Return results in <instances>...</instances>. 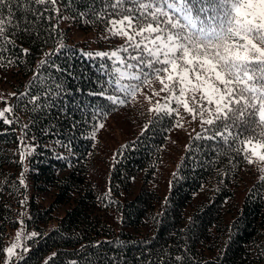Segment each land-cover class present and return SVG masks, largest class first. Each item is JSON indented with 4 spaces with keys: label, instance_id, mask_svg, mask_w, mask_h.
I'll use <instances>...</instances> for the list:
<instances>
[{
    "label": "trees",
    "instance_id": "1",
    "mask_svg": "<svg viewBox=\"0 0 264 264\" xmlns=\"http://www.w3.org/2000/svg\"><path fill=\"white\" fill-rule=\"evenodd\" d=\"M91 4L92 0L58 3L59 11H50L49 19L36 26L39 38L21 33L15 38V50L9 55L5 49L0 63V76L13 77L6 91L0 89V110L6 106L4 100L13 108L0 118V264L5 258L2 250L22 220L29 233L27 264H112L110 257L127 264H186L187 260L264 264V173L246 175L255 166L246 143L264 144L259 129L234 127L232 138L218 144L195 140L198 134L207 136L206 129L212 127L201 123L184 139L181 156L163 181L159 177L164 175L165 148L177 119L182 124L186 113L182 106L177 118L147 113L145 128L125 135L113 149L111 163L101 170L107 182L97 181L94 166L105 144L98 138L99 127L88 131L87 137L81 134L79 122L87 113L79 109L100 103L91 93L99 88L96 65L102 61L82 54L110 53L128 41L114 37L107 24L112 17L98 19L100 14ZM101 6L97 0V7ZM60 45L72 52L60 55ZM22 49H29L30 55L22 54ZM53 52L58 63L65 56L71 58L76 78L61 77L66 98L50 111L34 112L26 97L18 98L34 91L30 82L43 74L40 61ZM131 74L141 75L138 84L159 78L147 72ZM133 80L124 77L119 82L127 88L137 85ZM125 95L129 98L131 93ZM169 106L176 107L175 102ZM119 108L110 109L102 120L90 121L89 128ZM4 119L14 122L6 124ZM23 125H28L26 138ZM127 145L132 147L125 150ZM33 231L40 235L31 237Z\"/></svg>",
    "mask_w": 264,
    "mask_h": 264
},
{
    "label": "snow or ice",
    "instance_id": "2",
    "mask_svg": "<svg viewBox=\"0 0 264 264\" xmlns=\"http://www.w3.org/2000/svg\"><path fill=\"white\" fill-rule=\"evenodd\" d=\"M62 2L0 0V63H3L5 49L9 55L15 50V38L21 33L37 35L36 26L49 19L47 13L50 11H59L55 6ZM98 3L102 5L99 8L97 0H92L91 4V8L100 14L97 18L111 16L107 19L108 31L114 37H126L128 43L110 53L82 54V58L93 60L95 57L102 61L96 65L99 88L91 93L100 103L95 106L90 103L87 109H79L87 113V118L79 122L82 135L87 137L88 131L96 127L102 129V122L89 128L90 121L102 120L110 109L127 102L125 94L133 89L131 85L125 88L119 82L125 77L119 70L123 65L129 75L137 71L147 72L149 76L167 74V83L163 79L160 81L161 91L170 95L153 111L177 118L182 106L193 119L197 114L209 116L202 119V124L212 126L206 129L209 134H198L195 140L227 143L233 136L232 129L241 125L254 131L259 129L260 135L264 136V48L260 47L264 45V0H98ZM50 27L54 29L56 25ZM66 52L72 50L60 45V55ZM22 54L30 55V50L22 49ZM46 56L40 61L42 76H36L30 82L34 91L18 98L26 97L34 112L50 111L57 101L65 99L68 93L64 79L76 78L70 57L65 56V61L58 63L55 52ZM131 78L139 81L141 75ZM171 101L176 107L169 106ZM4 103L6 107L0 111V118L13 112L6 100ZM3 122L11 124L14 121L4 119ZM76 126L74 123L73 127ZM176 126H181L179 119ZM27 128L28 125L22 126L25 138ZM68 146L71 147L70 142ZM131 147L127 145L125 150ZM257 148H264V144H256L252 148L253 155ZM259 159L264 161V155ZM248 163L252 160L248 159ZM261 180L264 182V177ZM39 235L31 232V237ZM21 247L14 243L2 253L6 257L17 256ZM24 251L28 249L24 248ZM52 255L55 258L57 254ZM27 259L22 253L18 256L20 264H27ZM110 259L112 264H127L118 257ZM176 259L180 261L181 257ZM9 264L13 262L9 261ZM186 264L193 262L187 260Z\"/></svg>",
    "mask_w": 264,
    "mask_h": 264
},
{
    "label": "rangeland",
    "instance_id": "3",
    "mask_svg": "<svg viewBox=\"0 0 264 264\" xmlns=\"http://www.w3.org/2000/svg\"><path fill=\"white\" fill-rule=\"evenodd\" d=\"M120 55L122 56L123 54ZM121 71L125 73V77L127 78L133 76L132 74L129 75L127 69L123 68ZM166 76L167 74L161 73L159 74V78L153 79L150 77L146 79L145 82H140L139 84L137 80H133L137 85L132 86L133 91L130 92L131 96L127 98V102L120 106L117 112L109 116V118L103 122L104 127L98 130V138L103 141L105 147L102 148L104 150L101 151V158L97 160L94 166V175L99 183L103 184L107 182V176L105 172L102 173L101 170L106 169V166L111 163L113 149L118 143L123 141L125 135H132L145 128L147 113L153 114L155 112L153 110L158 104L162 105L166 102L167 97L170 94L161 91L163 85L160 83L162 79L167 83ZM0 77L4 80L0 83V89L6 91V89L12 84L13 77L4 73ZM5 107L6 106H2L0 111L4 110ZM185 113L186 118L184 122L180 124V127H176L172 130L170 142L167 144L164 151V164L161 166L164 175L159 177V179L162 178L163 181L167 179V176L170 175L169 173L173 171L176 165L175 161L181 156L180 152L183 148L184 139H187L191 132H196L202 123V118L198 115L193 119L192 114H189L186 111ZM256 144H262V142L251 141V144L247 142L246 146L252 152V148ZM106 149H108L107 154ZM260 155H264V148L256 149V154L253 155L255 166L249 168L246 174L248 178L253 172L259 171V174L264 173V161L259 159ZM163 181L160 180L159 182L162 183ZM22 222L20 227L12 232L6 248L14 243H18L22 247L17 250V256H5L2 264H9V261H12L14 264V261L18 259L19 254L22 253L25 255L27 253V251H24V248H29L27 245V237L29 236V233L24 226L25 221L22 220ZM18 233L20 234L19 239H17Z\"/></svg>",
    "mask_w": 264,
    "mask_h": 264
}]
</instances>
